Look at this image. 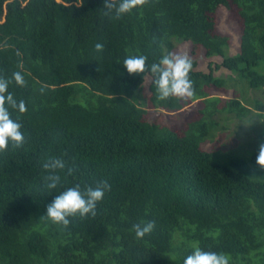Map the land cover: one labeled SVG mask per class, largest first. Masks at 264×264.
Wrapping results in <instances>:
<instances>
[{
    "label": "trees",
    "instance_id": "16d2710c",
    "mask_svg": "<svg viewBox=\"0 0 264 264\" xmlns=\"http://www.w3.org/2000/svg\"><path fill=\"white\" fill-rule=\"evenodd\" d=\"M104 5L0 0V77L26 106H9L24 143L0 151V264H183L194 246L264 264V103L254 100L255 112L244 104L247 89L264 87V0H142L119 17ZM218 15L239 27L232 55ZM182 43L191 45V98L160 100L147 68L124 69L128 55L150 65ZM199 50L221 61L199 70ZM220 68L230 75L215 77ZM226 88L233 97L211 94ZM192 103L200 107L184 112ZM230 119L255 137L228 157L214 138ZM49 157L66 161L55 189ZM104 180L95 216L69 217L67 228L44 216L59 192ZM150 220L154 230L137 238L133 225Z\"/></svg>",
    "mask_w": 264,
    "mask_h": 264
},
{
    "label": "clouds",
    "instance_id": "9594fccd",
    "mask_svg": "<svg viewBox=\"0 0 264 264\" xmlns=\"http://www.w3.org/2000/svg\"><path fill=\"white\" fill-rule=\"evenodd\" d=\"M142 0H105L108 13L114 11L119 17L130 13ZM104 45L97 43L95 48L102 51ZM145 55H128L123 60V66L129 74H143L147 70L153 75L157 96L160 100L170 97L191 98L195 95L194 82L190 78L193 68V60L187 53L173 55L172 53L161 56L159 62L147 64ZM13 78L18 85H24L25 79L22 73H13ZM9 80L0 77V151L8 148L9 144L19 147L24 143L25 134L22 124L13 119L9 106L17 108L20 112L26 111L23 100L17 101L13 94L8 91ZM66 161L61 157H49L43 164L47 171L46 187L55 189L60 182L58 169L65 167ZM256 164L264 168V143L259 145L256 156ZM110 190L106 180L100 181L95 187L88 186L82 189L80 185L68 187L59 192L47 205L44 216L55 224H62L65 228L70 224L69 217L79 215H96L97 204ZM137 238H143L155 228V221L141 222L133 225ZM183 264H230V256L225 253L209 251L194 246L184 258Z\"/></svg>",
    "mask_w": 264,
    "mask_h": 264
},
{
    "label": "rangeland",
    "instance_id": "374dc122",
    "mask_svg": "<svg viewBox=\"0 0 264 264\" xmlns=\"http://www.w3.org/2000/svg\"><path fill=\"white\" fill-rule=\"evenodd\" d=\"M216 25L217 29L220 33L226 34L229 37V54H234L237 51V43L238 37H239V27L235 23L233 18H228V16L225 15H218L216 17ZM191 52V45L189 43H182L180 45H177L174 50V55L177 54H185L187 53L190 56ZM196 59L198 61V69L207 72L209 70L208 65L219 63L221 61L220 58H206L202 51H198L196 53ZM213 74L215 77H222L227 78L230 75V72L227 71L224 68H220L218 70H214ZM227 91L222 92H216L214 90L211 91L212 95H219L223 98H231L234 96V93L232 92L233 89L226 88ZM244 96L247 100V102L244 104L247 105L251 112H255V108L253 106L254 100L258 99L259 101L264 103V87L261 89H247L244 93ZM200 107L197 103H192L188 107L184 109L185 111L191 112L194 111L196 108ZM171 119L173 120H179V114H171ZM178 118V119H177ZM256 119V118H255ZM249 123H244L243 121L240 122L237 119H230L227 122L225 121L223 125L224 129L222 131H218L215 133V140L214 143L216 144V147H219L221 145V149L228 150L226 152L229 156H236V155H242L244 153L241 150V147L243 149H247L249 146L247 145L252 139L255 137L254 131L250 130V127L248 125Z\"/></svg>",
    "mask_w": 264,
    "mask_h": 264
}]
</instances>
